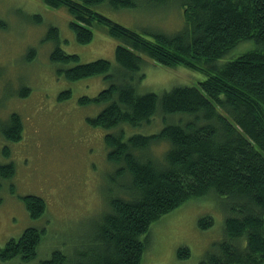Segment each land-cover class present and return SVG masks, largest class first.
Instances as JSON below:
<instances>
[{
  "label": "trees",
  "instance_id": "1",
  "mask_svg": "<svg viewBox=\"0 0 264 264\" xmlns=\"http://www.w3.org/2000/svg\"><path fill=\"white\" fill-rule=\"evenodd\" d=\"M45 1L52 6L64 4L79 42L90 41L93 21L121 40L114 47L118 75L110 72L107 58L79 62L58 72L71 80L101 74L109 81L95 96H81L79 101L104 103L87 119L92 126L111 129L103 138L109 148L107 159L116 166L112 179L114 183L115 177L123 179L118 184L123 196L109 199V210L71 251L55 248L38 256L44 229L26 226L0 247V260L141 264L147 247L144 236L152 222L189 198L213 192L225 210V238L208 254L210 264H264V0H178L184 16L181 30L171 34L153 31L148 36L92 7L103 0ZM106 1L116 7H135L138 0ZM55 29L51 26L49 31L57 35ZM248 41L253 45L231 53ZM140 53L159 63L192 69L202 60L215 72L208 73L199 85H173L160 94L137 92L134 81L143 75L136 76L144 60ZM229 53L230 58L215 63ZM50 57L66 62L77 60L78 55L56 46ZM69 94L66 89L59 96ZM156 115L163 124L158 131L125 132L126 127L148 123ZM20 129V118L12 113L1 131L6 139L14 140L20 137ZM161 141L167 144L162 158L144 154L148 146ZM13 170L14 164L1 162L0 178L13 176ZM23 201L31 218L46 211L40 195L26 194ZM199 223L204 227L212 220L202 216ZM176 255L187 257V246H180Z\"/></svg>",
  "mask_w": 264,
  "mask_h": 264
},
{
  "label": "rangeland",
  "instance_id": "2",
  "mask_svg": "<svg viewBox=\"0 0 264 264\" xmlns=\"http://www.w3.org/2000/svg\"><path fill=\"white\" fill-rule=\"evenodd\" d=\"M180 4L178 0L165 4L138 0L135 7H116L103 0L92 7L148 36L153 31L171 34L181 30L184 16ZM0 19L4 22L0 27V163L14 164L13 176L0 178V247L7 238H16L26 226H33L44 229L38 256L55 248L71 251L86 240L102 213L109 210V199L123 196L118 187L123 179L115 177L114 183L116 166L107 159L109 148L103 137L111 129L92 126L87 119L104 103L79 101L81 96H95L109 81L101 74L71 80L58 69L107 58L110 72L118 75L114 47L121 40L93 21L90 41L79 42L64 4L52 6L45 0H0ZM51 26L58 30L57 35L49 31ZM250 45L253 43L248 41L231 53ZM56 46L76 53L77 60H53L51 51ZM140 54L144 60L136 76L143 75L134 81L137 92L160 94L173 85H199L208 73L215 72L202 60L192 69L181 64L169 66ZM230 57L226 54L215 63ZM66 89L70 90L68 97L59 96ZM12 113L21 120V132L18 139L8 140L1 128ZM162 126L161 116L156 115L148 123L126 127L125 132L151 134ZM166 147V142H155L143 152L162 158ZM26 194L44 199L46 211L41 216H29L23 203ZM202 216H209L212 223L200 226ZM224 217L221 200L213 192L189 198L152 222L144 236L147 247L141 264H210L208 254L225 238ZM183 245L189 255L180 258L176 251ZM0 264L24 263L14 257L0 260Z\"/></svg>",
  "mask_w": 264,
  "mask_h": 264
},
{
  "label": "clouds",
  "instance_id": "3",
  "mask_svg": "<svg viewBox=\"0 0 264 264\" xmlns=\"http://www.w3.org/2000/svg\"><path fill=\"white\" fill-rule=\"evenodd\" d=\"M159 155V154H158Z\"/></svg>",
  "mask_w": 264,
  "mask_h": 264
}]
</instances>
